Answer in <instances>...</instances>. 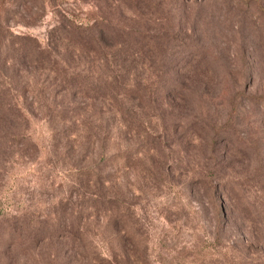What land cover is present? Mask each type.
Segmentation results:
<instances>
[{
    "label": "rangeland",
    "instance_id": "374dc122",
    "mask_svg": "<svg viewBox=\"0 0 264 264\" xmlns=\"http://www.w3.org/2000/svg\"><path fill=\"white\" fill-rule=\"evenodd\" d=\"M0 264H264V0H0Z\"/></svg>",
    "mask_w": 264,
    "mask_h": 264
},
{
    "label": "trees",
    "instance_id": "16d2710c",
    "mask_svg": "<svg viewBox=\"0 0 264 264\" xmlns=\"http://www.w3.org/2000/svg\"><path fill=\"white\" fill-rule=\"evenodd\" d=\"M24 43L22 44V51L24 54L28 55L32 59L40 61L41 57H46L42 60L49 66L50 69L55 70L56 61L59 59L56 57L54 52H61L62 50H67L68 48H81L85 52H94V46L96 48H102V19L97 23L92 24L83 28L81 26H76L69 23L66 28H53L48 34V43L45 48H41L37 42L30 38L23 37ZM102 63V61H100ZM72 80V79H71ZM78 82L71 81L69 91H75L76 94L87 95L88 89H86L88 83L86 81L77 80ZM73 82V83H72ZM72 84H78L76 87H71ZM104 91L102 90V93ZM167 93V92H166ZM168 94V93H167Z\"/></svg>",
    "mask_w": 264,
    "mask_h": 264
}]
</instances>
